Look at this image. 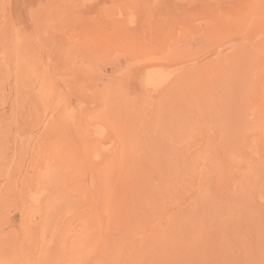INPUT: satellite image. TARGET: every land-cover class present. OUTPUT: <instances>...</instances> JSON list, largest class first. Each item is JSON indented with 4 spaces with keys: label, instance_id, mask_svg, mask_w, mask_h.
<instances>
[{
    "label": "rangeland",
    "instance_id": "obj_1",
    "mask_svg": "<svg viewBox=\"0 0 264 264\" xmlns=\"http://www.w3.org/2000/svg\"><path fill=\"white\" fill-rule=\"evenodd\" d=\"M133 263L264 264V0H0V264Z\"/></svg>",
    "mask_w": 264,
    "mask_h": 264
},
{
    "label": "bare ground",
    "instance_id": "obj_2",
    "mask_svg": "<svg viewBox=\"0 0 264 264\" xmlns=\"http://www.w3.org/2000/svg\"><path fill=\"white\" fill-rule=\"evenodd\" d=\"M126 218H127V217H126ZM129 219H131V218H129ZM124 223H125V222H124ZM126 223H127V222H126ZM127 224H128V223H127ZM120 225H121V223H120ZM120 225H119V226H120ZM195 225H196V224H195ZM123 226H124V225H123ZM125 226H126V225H125ZM195 227H196V226H195ZM198 229H199V228H198ZM197 231H199V230H197ZM200 231H201V230H200ZM200 231H199V232H200ZM199 232H198L197 234H199ZM149 233H150V232H149ZM145 234H146V233H145ZM160 234H161V233H160ZM118 235H119V234H118ZM149 235H150V234H149ZM149 235H147V236H149ZM200 235H201V234H199V236H200ZM196 236H197V235H196ZM117 237H118V236H117ZM117 237H116V238H117ZM197 237H198V236H197ZM197 237H196V238H197ZM149 238H151V237H149ZM198 238H199V237H198ZM122 240H123V237H122ZM122 240H121V241H122ZM165 240H166V239H165ZM167 240H168V239H167ZM145 241H147V240L145 239ZM159 241H160V240H159ZM195 241H196V240H195ZM195 241H194V242H195ZM168 242H169V241H168ZM172 242H173V241H172ZM172 242H171V244H172ZM132 243H133V242H132ZM140 243H141V242H140ZM141 244H142V243H141ZM169 244H170V243H169ZM173 244H174V242H173ZM146 245H147V244H146ZM126 246H127V245H126ZM171 246H172V245H171ZM174 246H175V245H174ZM177 246H179V244H178ZM177 246H176V247H177ZM140 247H141V246H140ZM131 248H132V247H131ZM162 248H163V247H162ZM136 249H139V248H136ZM172 249H173V248H172ZM161 250H162V249H161ZM135 251H136V250H135ZM148 251H149V250H148ZM126 252H127V251H126ZM140 252H141V251H140ZM155 252H156V251H155ZM137 253H138V252H136V254H137ZM142 253H143V252H142ZM131 255H132V254H131ZM137 255H138V254H137ZM143 255H144V254H143ZM194 255H195V254H194ZM128 256H129V255H128ZM144 256H145V255H144ZM157 258H158V257H157ZM142 259H143V258H142ZM155 261H156V260H155ZM115 262H116V259H115ZM164 262H165V260H164ZM117 263H118V262H117ZM183 263H184V262H183ZM133 264H134V263H133ZM148 264H149V263H148Z\"/></svg>",
    "mask_w": 264,
    "mask_h": 264
}]
</instances>
